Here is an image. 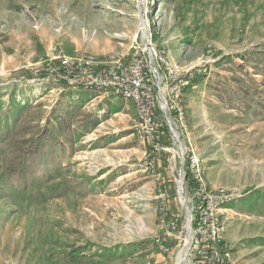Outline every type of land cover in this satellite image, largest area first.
<instances>
[{"label": "rangeland", "instance_id": "374dc122", "mask_svg": "<svg viewBox=\"0 0 264 264\" xmlns=\"http://www.w3.org/2000/svg\"><path fill=\"white\" fill-rule=\"evenodd\" d=\"M135 47L195 72L157 150L133 101L50 71ZM193 157L235 264H264V0H0V264H189Z\"/></svg>", "mask_w": 264, "mask_h": 264}, {"label": "built area", "instance_id": "2783aa9c", "mask_svg": "<svg viewBox=\"0 0 264 264\" xmlns=\"http://www.w3.org/2000/svg\"><path fill=\"white\" fill-rule=\"evenodd\" d=\"M54 60L55 66L50 71L56 82L103 89L133 101L139 119L137 133L155 150L161 148L160 140L166 127L162 113L172 130L174 110L177 113L175 118L183 121L184 87L195 72L177 69L164 52L135 47L128 62L114 60L100 71L95 69L96 61L92 56L73 59L60 51ZM191 171L197 184V200L187 223L191 240L184 249L183 260L189 264H235L220 218L221 206L228 195L221 188L208 189L203 167L195 157ZM165 242L166 238L157 239L161 245Z\"/></svg>", "mask_w": 264, "mask_h": 264}, {"label": "bare ground", "instance_id": "6f19581e", "mask_svg": "<svg viewBox=\"0 0 264 264\" xmlns=\"http://www.w3.org/2000/svg\"><path fill=\"white\" fill-rule=\"evenodd\" d=\"M142 28H144V33H143V36H144V38L147 40V41H150V34H149V32H148V26H147V22H146V19H143V21H142ZM148 47H152V43L150 42V43H148L147 42V44H146ZM190 239V238H189ZM188 241V240H187ZM181 262V261H180Z\"/></svg>", "mask_w": 264, "mask_h": 264}, {"label": "trees", "instance_id": "16d2710c", "mask_svg": "<svg viewBox=\"0 0 264 264\" xmlns=\"http://www.w3.org/2000/svg\"><path fill=\"white\" fill-rule=\"evenodd\" d=\"M44 134L47 136L48 134H50V132L48 131V132H46ZM42 148H43V146H42L41 141H40L39 146H37V152H40L42 150Z\"/></svg>", "mask_w": 264, "mask_h": 264}, {"label": "crops", "instance_id": "0c3cea01", "mask_svg": "<svg viewBox=\"0 0 264 264\" xmlns=\"http://www.w3.org/2000/svg\"><path fill=\"white\" fill-rule=\"evenodd\" d=\"M117 98V97H116ZM123 100V99H122Z\"/></svg>", "mask_w": 264, "mask_h": 264}]
</instances>
